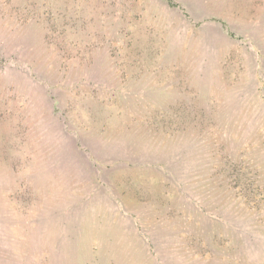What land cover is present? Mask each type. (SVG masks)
Returning a JSON list of instances; mask_svg holds the SVG:
<instances>
[{
	"label": "rangeland",
	"instance_id": "rangeland-1",
	"mask_svg": "<svg viewBox=\"0 0 264 264\" xmlns=\"http://www.w3.org/2000/svg\"><path fill=\"white\" fill-rule=\"evenodd\" d=\"M0 264H264V0H0Z\"/></svg>",
	"mask_w": 264,
	"mask_h": 264
}]
</instances>
